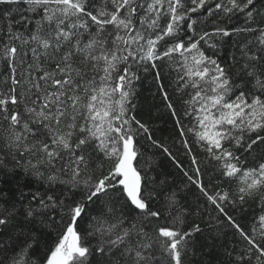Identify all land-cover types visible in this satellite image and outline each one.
<instances>
[{"label":"snow or ice","instance_id":"1","mask_svg":"<svg viewBox=\"0 0 264 264\" xmlns=\"http://www.w3.org/2000/svg\"><path fill=\"white\" fill-rule=\"evenodd\" d=\"M0 6V151L27 158L25 171L45 185L21 191L20 208L15 201L0 206V230L19 227L22 210L33 227L55 232L47 233L50 242L38 258V232L21 233L24 240L11 247L0 241V252L11 253L0 264H93L92 258L95 264H184L201 229L184 230L192 212L181 204L180 189L160 202L166 180L157 184L148 175L141 140L168 156L238 234L231 264H264V214L246 231L224 207L258 201L264 210V149L255 156L264 145V7L255 0H0ZM234 16L243 24L225 23ZM231 37L239 55L228 67L206 55ZM164 66L177 73L176 92L187 95L191 126L176 119L179 135L191 133L235 191L205 185L184 140L190 174L131 114L133 81L142 69L154 73L167 109L178 116L160 83Z\"/></svg>","mask_w":264,"mask_h":264},{"label":"trees","instance_id":"2","mask_svg":"<svg viewBox=\"0 0 264 264\" xmlns=\"http://www.w3.org/2000/svg\"><path fill=\"white\" fill-rule=\"evenodd\" d=\"M255 7H264V0H255ZM2 8L3 6H0V9ZM13 19H19V17L14 14ZM221 19L224 18L221 17ZM225 23L239 26L243 24V19L234 16L230 21L225 20ZM17 27L23 31V24L17 25ZM235 39L236 37L222 38L216 49H206V55L217 59L223 66L228 67L233 63L231 57L239 55L237 47L233 44ZM240 39L243 42L247 37H241ZM160 70L162 74L160 83L168 92L169 98L176 107L178 116L173 117L170 110L167 109L166 102L163 100L162 93L159 91L157 82L154 79V73L144 72L142 69L137 73L139 79L133 81L134 94L131 99V105L133 106L131 114L148 124L153 138L168 147L173 155L183 162L190 174L193 172L194 166L191 165L190 155L184 147V140L188 141L191 154L196 157L203 172V183L205 185H216L226 191H235L236 183L221 180L208 163L207 154L195 142V137L191 133L184 137L179 135L176 119H180L185 129L191 126L189 119L184 116L183 100L187 99V95L181 97L176 92L177 73L174 68L164 66ZM3 71L4 65L0 63V73ZM236 71V68H232L231 75L234 79ZM2 80L3 76H0V81ZM235 83L243 87L241 79H235ZM249 89H251V83ZM140 144L142 145L140 151L143 153L141 163L150 162L149 166L152 169L148 172V175L153 177L157 184L161 180H166V185L160 194V202L164 201V197L168 192L180 189L181 204H185L192 212L191 215L186 217L184 230L188 231L197 225L201 229L199 233H193L191 237L192 242L188 246L190 251L184 257V264H231L229 252L232 251L233 247H240L238 234L227 226V222L222 215L211 206H207L206 201L195 185L188 182L187 177L174 166L168 156L162 154L159 149L153 148L147 140H141ZM261 149H264V145L256 150L255 156L260 155ZM26 160L27 158L22 160L19 156L13 159V156L7 154L6 151H0V193H8V199L0 200V206L15 201L17 208H20L19 193L21 191L25 193L35 192L36 190L44 191V182L38 181L35 176L25 171ZM247 160L246 166H253V157L249 156ZM224 207L228 215L232 216L246 231L251 230L255 217L264 214V210L261 209L258 201H248L242 206L225 203ZM213 217L216 219H212ZM18 221L19 227L14 225L8 229L0 230V241L8 242V246L11 247L13 244H19L24 240L21 233L25 231L29 234L38 232L41 239L38 244L34 245L33 258L43 256L46 251L45 241L48 240L47 233L52 232L54 236L53 229H41L39 225L33 227L32 224L24 220L22 210L18 216ZM10 236L11 240H9ZM10 254L0 252V259ZM92 261L95 264L94 258H92Z\"/></svg>","mask_w":264,"mask_h":264}]
</instances>
